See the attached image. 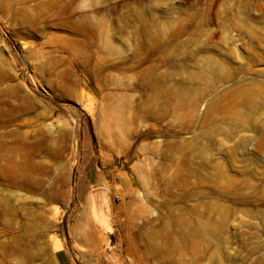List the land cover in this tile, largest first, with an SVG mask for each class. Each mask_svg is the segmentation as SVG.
Returning a JSON list of instances; mask_svg holds the SVG:
<instances>
[{
    "label": "rangeland",
    "instance_id": "1",
    "mask_svg": "<svg viewBox=\"0 0 264 264\" xmlns=\"http://www.w3.org/2000/svg\"><path fill=\"white\" fill-rule=\"evenodd\" d=\"M0 204V264H264V0H0Z\"/></svg>",
    "mask_w": 264,
    "mask_h": 264
},
{
    "label": "crops",
    "instance_id": "2",
    "mask_svg": "<svg viewBox=\"0 0 264 264\" xmlns=\"http://www.w3.org/2000/svg\"><path fill=\"white\" fill-rule=\"evenodd\" d=\"M84 173H85V171L82 174L84 176L80 179L81 186L86 185L87 183L90 184L89 183L90 179H88V174H84ZM96 178L97 179L99 178L98 174H97ZM56 260H57L58 264H74V262L71 260L69 254L67 253V251L64 248H60L57 251Z\"/></svg>",
    "mask_w": 264,
    "mask_h": 264
},
{
    "label": "bare ground",
    "instance_id": "3",
    "mask_svg": "<svg viewBox=\"0 0 264 264\" xmlns=\"http://www.w3.org/2000/svg\"><path fill=\"white\" fill-rule=\"evenodd\" d=\"M18 130V129H17ZM40 135V134H39ZM36 141V140H35ZM40 149V148H39ZM93 192V191H92ZM97 198H99V194H91V196H89V203H93V202H96L97 200ZM91 206V205H90ZM93 207V206H92ZM96 207V206H95ZM2 208V210L3 211H5L6 210V208L4 207V206H2L1 204H0V209ZM20 210V209H19ZM94 210V209H93ZM82 218V217H81ZM31 231V226H30V224H29V222H24L23 224H22V232H21V238L23 239V240H25L26 238H27V236H28V233ZM81 231V230H80ZM41 234V233H40ZM39 235V234H38ZM56 248V247H55ZM59 248V247H58ZM35 255V254H34Z\"/></svg>",
    "mask_w": 264,
    "mask_h": 264
}]
</instances>
